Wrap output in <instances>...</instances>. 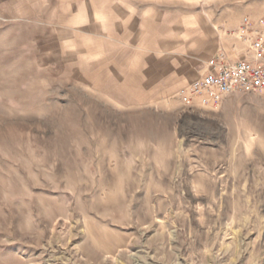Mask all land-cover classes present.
Instances as JSON below:
<instances>
[{
  "label": "rangeland",
  "instance_id": "1",
  "mask_svg": "<svg viewBox=\"0 0 264 264\" xmlns=\"http://www.w3.org/2000/svg\"><path fill=\"white\" fill-rule=\"evenodd\" d=\"M244 17L264 0H0V264H264V89L175 96Z\"/></svg>",
  "mask_w": 264,
  "mask_h": 264
},
{
  "label": "built area",
  "instance_id": "2",
  "mask_svg": "<svg viewBox=\"0 0 264 264\" xmlns=\"http://www.w3.org/2000/svg\"><path fill=\"white\" fill-rule=\"evenodd\" d=\"M262 21L244 17L233 34L245 46L241 58L230 59L222 49L211 56L203 72L175 92L187 109L216 108L233 93H255L264 89V32Z\"/></svg>",
  "mask_w": 264,
  "mask_h": 264
},
{
  "label": "crops",
  "instance_id": "3",
  "mask_svg": "<svg viewBox=\"0 0 264 264\" xmlns=\"http://www.w3.org/2000/svg\"><path fill=\"white\" fill-rule=\"evenodd\" d=\"M239 45H241V43L238 41H236V47L235 48H237ZM234 48V49H235ZM225 50H226V48H225ZM226 52L228 53L229 52V54H231V53H233V48L231 49V48H229L228 50H226Z\"/></svg>",
  "mask_w": 264,
  "mask_h": 264
}]
</instances>
